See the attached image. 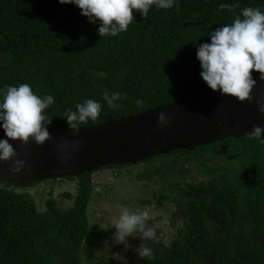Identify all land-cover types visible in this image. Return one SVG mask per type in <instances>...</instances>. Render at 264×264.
<instances>
[{"label": "trees", "instance_id": "trees-1", "mask_svg": "<svg viewBox=\"0 0 264 264\" xmlns=\"http://www.w3.org/2000/svg\"><path fill=\"white\" fill-rule=\"evenodd\" d=\"M177 2L178 7L168 10L153 7L147 19L134 12L135 22L126 32L99 37V25L90 24L75 5L0 0V88L28 83L37 95H52L55 102L44 111L52 121L49 129L70 128L68 110L86 99L100 101L102 111L95 121L78 127L203 92L209 88L199 75L197 47L210 42L209 31L231 23L242 9L264 11V0ZM220 4L232 6L231 10L221 11ZM105 90L121 93L118 108L110 109L103 101ZM224 145L228 161H233L229 168L220 163L210 168L202 162L198 169L208 180L196 182L189 174L186 186L180 182L173 186L182 189L179 218L184 224L176 239L169 247L153 250L152 260L134 250L133 264H264V145L246 135L194 151L179 149L150 161L178 155L187 162L202 161L206 152ZM201 153V158H192ZM62 180L78 184L75 193L62 192L71 204L61 207L49 195L45 209L39 210L29 191L15 188L41 182H12L0 175V264H113L105 251L98 260L82 256L90 227L86 209L93 188L91 175ZM163 195L178 203L172 195Z\"/></svg>", "mask_w": 264, "mask_h": 264}, {"label": "clouds", "instance_id": "clouds-1", "mask_svg": "<svg viewBox=\"0 0 264 264\" xmlns=\"http://www.w3.org/2000/svg\"><path fill=\"white\" fill-rule=\"evenodd\" d=\"M61 4H72L80 9V14L97 27L99 37H116L126 32L134 21V12L147 19L149 11L178 7L177 0H58ZM230 5L220 4L221 11L231 10ZM210 42L199 44L196 58L199 61L200 77L207 87L219 91L222 96L235 97L237 101L250 100V93L257 83L252 73H259V80L264 81V11L259 8L246 7L228 24L209 31ZM123 97L121 93L109 94L104 91L102 99L110 109H116V103ZM55 102L52 95L39 96L30 84L21 83L0 88V129L4 136L0 138V161H12L11 168L19 171L24 167L22 160L14 159L18 153L9 143L10 140L26 144L31 139L37 145H43L49 138V127L52 123L44 111ZM138 106L143 101L136 100ZM258 110L264 113V104ZM102 111V103L86 99L75 104V110L69 109L66 114L67 125L78 131L79 123L95 121ZM160 126L167 123L166 114L161 112L157 117ZM249 139L264 145V128L253 126L247 133ZM179 206V204L175 203ZM180 209V208H179ZM146 211L134 210L129 205H120L118 215H114L111 225L116 244L126 243L129 237L138 235L141 244L135 252L141 258L154 259L150 244L158 242L157 231L149 223ZM123 264V257L119 256Z\"/></svg>", "mask_w": 264, "mask_h": 264}, {"label": "water", "instance_id": "water-1", "mask_svg": "<svg viewBox=\"0 0 264 264\" xmlns=\"http://www.w3.org/2000/svg\"><path fill=\"white\" fill-rule=\"evenodd\" d=\"M259 75H253L257 83L251 99L243 102L209 88L122 118L79 126L78 131L49 129L50 138L43 145L31 139L26 144L10 140L18 153L14 159L22 160L24 167L14 171L12 161H0V175L12 182L63 179L246 136L253 126L264 128V113L258 110L264 104V81ZM161 112L166 114L164 126L157 122Z\"/></svg>", "mask_w": 264, "mask_h": 264}, {"label": "rangeland", "instance_id": "rangeland-1", "mask_svg": "<svg viewBox=\"0 0 264 264\" xmlns=\"http://www.w3.org/2000/svg\"><path fill=\"white\" fill-rule=\"evenodd\" d=\"M205 154L207 156L205 158L208 159L204 158L202 161H198L196 158H201L202 153L193 155L192 158L196 159L192 162H187L185 156L178 155L177 158L169 156L151 161L149 159L116 172L110 169L92 174V194L86 209L90 227L85 239L83 258L87 260L88 256H92L94 260H98L99 255L105 251L108 258L113 259V264H122L119 256L123 257V264H133L137 261L134 250L141 244L138 235L127 239L126 243L129 245L127 250H125L124 244H116L114 240L113 233L116 229L111 225V220L114 215H118L120 205H129L134 210L148 212L149 223L153 224L158 236V242L149 245L152 250L161 246L169 247L171 241L177 237V230L184 226L182 219L179 218L183 211L180 206L175 205V201L164 202L165 198H162V193L177 198L179 204L182 189L169 187V184L180 182L186 186L189 174L196 177V182L201 179L208 180L198 169L202 162L210 168L216 163H220L224 168H229L230 162H233L232 160L228 161L227 145L216 149L215 152H206ZM164 188H167V191H163ZM15 189L29 191L39 210H44V203L49 195H52L61 207H68L71 200L64 198L62 192L69 190L75 193L78 184L76 180L49 179L34 185L19 186ZM160 201L163 202L162 208L157 207ZM175 211L178 212L176 216L173 214ZM171 216L175 218L173 227L170 226Z\"/></svg>", "mask_w": 264, "mask_h": 264}, {"label": "flooded vegetation", "instance_id": "flooded-vegetation-1", "mask_svg": "<svg viewBox=\"0 0 264 264\" xmlns=\"http://www.w3.org/2000/svg\"><path fill=\"white\" fill-rule=\"evenodd\" d=\"M149 160V159H148ZM144 161H146V160H143V161H141V162H138L137 164H141L142 162H144ZM150 161V160H149ZM137 164H135V165H137ZM131 165H134V164H126V165H110V166H108V167H102V168H100V169H97V170H95V171H93L92 173H89V175H91L92 176V174H94V173H96V172H101V171H108V170H113V171H118V170H122V169H128V168H130L131 167ZM114 169H117V170H114ZM175 184H173V185H170L169 184V187H173ZM165 189V188H164ZM167 189V188H166ZM164 193H162V198H163V195ZM135 195V194H134ZM164 199V198H163ZM165 201H167L166 199H164V202ZM177 203V202H176ZM125 204V203H124ZM162 204H163V202L161 203V201L157 204V207L158 208H162ZM178 204V203H177ZM176 213H178V212H174V214L176 215ZM181 213H183V212H181ZM159 217H161V216H159ZM172 217V216H171ZM161 247H165V246H161ZM156 248V247H155Z\"/></svg>", "mask_w": 264, "mask_h": 264}, {"label": "bare ground", "instance_id": "bare-ground-1", "mask_svg": "<svg viewBox=\"0 0 264 264\" xmlns=\"http://www.w3.org/2000/svg\"><path fill=\"white\" fill-rule=\"evenodd\" d=\"M25 182V181H24Z\"/></svg>", "mask_w": 264, "mask_h": 264}]
</instances>
